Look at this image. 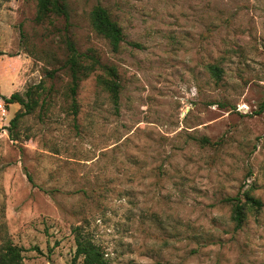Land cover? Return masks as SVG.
Listing matches in <instances>:
<instances>
[{
	"label": "rangeland",
	"instance_id": "obj_1",
	"mask_svg": "<svg viewBox=\"0 0 264 264\" xmlns=\"http://www.w3.org/2000/svg\"><path fill=\"white\" fill-rule=\"evenodd\" d=\"M67 4L68 21L38 23L37 0H0V104L40 92L12 133L24 108H0V249L83 264L81 225L108 264H264V0ZM97 4L123 29L117 50L91 24ZM66 36L100 62L77 112ZM112 66L118 110L98 82ZM247 190L262 207L237 227L231 199Z\"/></svg>",
	"mask_w": 264,
	"mask_h": 264
},
{
	"label": "trees",
	"instance_id": "obj_2",
	"mask_svg": "<svg viewBox=\"0 0 264 264\" xmlns=\"http://www.w3.org/2000/svg\"><path fill=\"white\" fill-rule=\"evenodd\" d=\"M52 16L65 17L66 21L70 18L67 0H37V14L36 21L43 23ZM90 21L94 30L107 38L115 50L119 49L121 42L124 39L123 29L120 24L113 19L109 10L101 4L94 6L90 13ZM66 47L68 51V58L66 65L69 68V74L71 77L70 95L72 97L73 107L77 112L76 95L80 82L83 78L90 75L95 71L96 67L100 64L99 60L93 55L87 56L90 61L86 62V54L81 53L73 40L66 36ZM209 71L217 78L221 77L222 68L218 65L212 64L208 66ZM107 75L98 76V82L102 85L110 94L113 106L116 110L120 106V93L122 85L118 80V73L115 67H106ZM39 91H26L25 94L16 91L10 96H4V101L8 107L11 104L19 103L24 109H20L14 115L10 121L9 130L11 133L19 125L21 119L31 113L35 107L39 104L38 99ZM45 103V100L42 101ZM264 111V100L260 103L259 112ZM246 201L242 202L240 197L232 198L233 201V215L232 218L235 221L237 227L242 226L246 218V205L253 208H261L262 201L253 196L248 190L244 191ZM81 225L75 227L73 232L76 240V251L74 258L81 257L83 264H108V261L104 255V251L100 245L94 242V240L86 235ZM24 249L13 243L12 241H6L0 249V264H26L24 262Z\"/></svg>",
	"mask_w": 264,
	"mask_h": 264
},
{
	"label": "built area",
	"instance_id": "obj_3",
	"mask_svg": "<svg viewBox=\"0 0 264 264\" xmlns=\"http://www.w3.org/2000/svg\"><path fill=\"white\" fill-rule=\"evenodd\" d=\"M0 108H2L4 112H6V104L5 103H1Z\"/></svg>",
	"mask_w": 264,
	"mask_h": 264
}]
</instances>
